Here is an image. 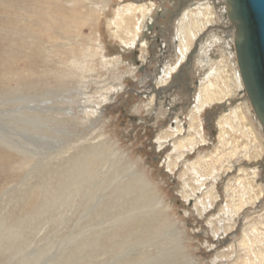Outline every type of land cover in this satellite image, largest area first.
<instances>
[{"label": "rangeland", "instance_id": "rangeland-1", "mask_svg": "<svg viewBox=\"0 0 264 264\" xmlns=\"http://www.w3.org/2000/svg\"><path fill=\"white\" fill-rule=\"evenodd\" d=\"M178 1H174L176 6ZM171 2L0 0V264H163L154 255L166 243L171 244L175 236L156 233L152 237L138 231L133 235L128 229L129 224H138L134 227L138 230L148 226L139 211L156 208V201H151L153 195L163 199L171 221L164 227L161 225L162 231H172L179 224L182 228L184 256L171 260L170 264H259L254 253L257 246L254 245L253 252L243 254L238 242L242 228L251 237L257 234L264 241V141L257 157L242 159V153L227 155L229 148H217L220 122L218 125L216 120L225 110L210 107L200 117L208 142L190 149H175L174 141L184 134L170 137L166 132H171L178 122L185 128L194 104L170 119L163 99L156 98L155 103L154 92L146 99L134 91L136 79L144 76L147 68L157 65L156 55L161 50L156 49L161 48L163 36H168V41L173 33L168 21L164 34L155 29L152 33H156L148 38L142 30L134 38L133 24L142 15L155 14L162 4L172 9ZM122 4L135 10L123 21L117 11ZM167 12L164 10L163 14ZM211 12L216 13L207 12V20ZM214 19L212 22L219 24ZM155 25L160 27L158 22ZM212 28L220 29L213 24L197 32L182 63L187 65L183 69L178 65L170 73L169 81L174 74H185L182 76L188 84L186 89L191 88L187 93L191 99L192 92L199 87L194 80L200 81L194 73L195 47ZM128 31L130 35H126ZM215 55L211 54V58L218 60L220 57ZM172 58H168L169 68L174 65ZM111 61L116 65L111 66ZM184 95L177 91L173 97L177 102ZM61 105L73 107L76 116L62 112ZM153 107H156L154 116L146 118ZM240 131L231 139L235 150H242L245 143ZM165 140L166 145L161 147L159 143ZM92 143L102 146L98 145L92 153ZM120 152L124 158L118 162L114 156ZM168 155L179 162L172 170L165 160ZM202 157L210 161L215 157L223 159L222 163L220 158L212 163V169L216 170H201L204 176L199 182L205 184L199 194L202 196L215 184L219 197V202L203 218L194 211V201L187 202L179 195L185 186L180 177L184 167ZM133 167L140 170L151 187L148 195L151 199L144 191L131 193L127 186L121 187L128 177H135L131 174L135 171ZM241 169L249 170V177L256 172L254 183L263 189L262 198L253 209L240 205V195L247 192L246 187L235 186L236 178L243 176ZM214 173L220 179L217 183L215 179V182L205 179L208 175L212 178ZM194 175L191 173L193 180ZM227 177L232 178L231 182ZM227 183H230L228 197L224 193ZM140 195L147 198L139 200ZM224 203L226 210L236 209L238 213L232 217L234 225L227 236L217 240L213 238L210 220L227 218ZM157 218L156 223L152 222L154 228H158ZM233 235L236 240L228 241ZM149 237L159 247L151 246L147 253L142 252L146 247L141 245L148 243Z\"/></svg>", "mask_w": 264, "mask_h": 264}, {"label": "bare ground", "instance_id": "bare-ground-1", "mask_svg": "<svg viewBox=\"0 0 264 264\" xmlns=\"http://www.w3.org/2000/svg\"><path fill=\"white\" fill-rule=\"evenodd\" d=\"M172 1L173 2H171V3H173V9L174 8L176 9V7H177L175 5L176 0H172ZM163 2H164V0H163ZM191 3L192 4L188 5L184 10L181 11V15L179 16V18L173 19L172 17H168L169 18L168 21L171 22V24H169L171 26V27L169 26V29H170L169 31L172 32L173 34L169 37L168 41L166 38L168 36H165V37L163 36L162 41H164V42H162L160 44L161 48L156 49L157 51L161 50V52H160L161 54L157 52L158 56L156 55V57H158L156 59L157 65L155 66V68H153L154 66L152 67L153 70H152V68L151 69L147 68V70L144 72L145 77H148V78H151L152 80H154L155 86L158 87V86H164V85L168 84L169 79L171 78L170 77L171 71L173 69L175 70V68L181 63L183 56L185 57V54H186L185 52L189 48V46L191 45L193 38L196 37L197 32H199V30L202 29L203 26L204 27L213 26V24L218 25L217 23L212 22L213 18H216V19H214V21L220 23L221 25H223V27H225V28L227 27V28L226 29H219V30H213V29L210 30V32H213V35L207 36L205 38V40L202 41V43L200 45L201 48L198 51L197 55H195L197 57V59L195 60V62H196L195 66L196 67H195L194 73H195V75L200 76L199 77L200 81L198 80L199 81V87L196 89L197 93L192 95L193 100L191 102V105L194 104V106L192 107V109L190 110L189 115H188L189 116L188 117L189 123H187V124L184 123L183 127H185V128H183L184 129L183 130L180 126L181 122L180 123L178 122L177 127L172 129L171 132H166V135L172 137L173 135L184 134L183 136H180V138H178L176 141H174L173 147L175 149H184V148L187 149V147H189L188 149H190V147H195L198 144L207 143L208 141H207V139L204 135V132L202 131V128H201L202 121L200 120V117H201L202 112L204 110H206V108L210 109V107L213 106L211 108V109H213L214 107L218 106V105L216 106V104H217V102L220 101L222 103L221 105L223 107H225V106H229V107L227 108V111L220 113L217 117L218 120H216L218 122V125L220 122V125H219L220 131L218 130L219 131V133H218L219 144H218L217 148H222V149H224V148L228 149L229 148V151H227V153H228L227 155H229V156H233L234 154L240 155V153H242L241 154L242 159H247L250 157H257V155L259 156L262 152L260 144H261V142L264 141V127L262 126L261 120L259 119L257 112L254 109V106L252 105L251 98L247 92V87H246V84L244 82V79L242 77V74H241V71L239 68L237 46L241 40L240 37H241V33H242L243 29H242L241 24L234 17V14L231 10L232 9L231 8L232 7L231 0H222L220 3H217L216 5H213L208 0H207V2H204V3H200L198 0H192ZM171 6H172V4H171ZM212 6L214 7V9ZM168 7L166 8V6H164L162 4L161 8L156 7L157 8V10L155 12L156 15L151 14L150 16H148V15L147 16H145V15L140 16V18H138L139 22L133 24V28H134V30L132 31V33L134 32L133 37L135 38L137 35V32L142 31V30L144 32L145 31L147 32V36H151L150 35L151 32L149 33L147 30H149V28L151 29V27L157 23V16L158 15L160 16V14L163 13L164 10L165 11L167 10L168 12L170 10H171V12L174 11L173 9L169 10ZM214 10L216 13L211 12L210 19L207 20V17L209 14L207 12L214 11ZM117 11H118L119 18L121 19V21H123L124 17L132 16L134 14L135 10H132V7L130 5H125V4L123 5L122 4V6L117 9ZM136 21H138V20H136ZM120 26H122V25H120ZM116 27H117V25H116ZM174 27H175V29H174ZM218 28H219V26H218ZM158 29H157V31H158ZM124 31H125V29H124ZM115 33H116V31H115ZM125 33H126V35H130V31L125 32ZM162 34H164V33H162ZM134 38H132V39H134ZM127 41L129 42V40H127ZM145 46H147V44H145ZM197 47H198V45H197ZM147 48H148V46H147ZM211 54H216L217 57H220V58L218 60H215L214 58H211ZM169 57H173L171 59L172 61H174V63H173L174 65H172V68H169V65H168L169 62H171L170 60H168ZM190 59H192V58H190ZM143 62H146V60L145 61L143 60ZM115 65H116V62L111 61V66H115ZM182 68H184V66ZM144 80L145 79H143L142 82L146 83ZM70 88H72V87H70ZM239 90H241L240 95L242 96V99L240 101H242V102L236 103V104H233L232 106H230L229 101H228L229 99H227V97L230 94H235L236 92L238 93ZM72 91H74V90H72ZM237 93H236V95H237ZM59 96L60 95H58L56 97H59ZM237 99H239V98L237 97ZM227 104H229V105H227ZM61 107H62V105H61ZM61 111L65 112L66 114L68 113L73 117L76 116V111L71 106L70 107H62ZM162 113H164V112H162ZM57 116H59V115H57ZM44 118H45V115H44ZM214 126H216V125H214ZM214 128H216V127H214ZM239 131L242 132V133H240V135L243 134V136H245V143L243 144L244 146H243L242 150L241 149L235 150V148L233 149L231 146L232 141H233V140L231 141V139H232V136L235 135L237 132L239 133ZM168 136H165V138H167ZM233 138H234V136H233ZM85 140L88 141L87 138H85ZM83 142L85 143V141H83ZM165 142H166V140L162 143H159L161 145V147L166 145ZM263 144H264V142H263ZM92 145H94V150H92V153L96 152L95 149H96V147H98V145L102 146L101 143H98L97 146H95V143H92V144H90V147H92ZM70 146H71V144H70ZM102 151H103V149H102ZM224 153H225V151H224ZM118 155L119 156L116 155L114 157H116L115 158L116 161L119 162L124 158V156L121 155V152L118 153ZM167 157L169 159H165V160H166L168 169L172 170V168L176 164H178L179 162L176 163L177 161H175V160L172 161V159H170L169 155ZM220 157H215L214 159L212 158L211 161L209 160V158L207 159L205 157H202L199 159L200 161L197 160L195 162H192L191 165L188 164L189 166L188 165H186L185 167L183 166L184 167V169L182 171L183 173L180 175V177H182L184 179L183 181L185 182V186L183 185V187H182L183 191H180L181 193L179 192L180 197L185 199L187 202L191 201L190 203H192V201H194L193 202V207L195 209L194 211L196 212L197 215H199V217H202V218L206 216V214L212 209V207L215 206V204H217V202H219L218 201L219 197L217 196L218 195V193L216 191L217 186L215 184L211 185L206 190L207 191L206 193H204V194L202 193L203 194L202 196L199 194L201 191V186L202 185L204 186V184H205V182H202V181L199 182V180L204 176L201 174V170L202 171L204 170L205 172L210 171V170H216V169H212V166H213L212 163L214 161L217 162L218 158H220ZM230 159H229V162H230L229 167H232L233 163H232V161H230ZM222 160L223 159L220 158L221 163H222ZM117 166H116V168H117ZM139 171H137L135 169V171L131 172V174H133V176H135V177H132V178L128 177V179H126V181L122 183L121 187L127 186L126 187L127 191L131 192V193H137L138 194L139 192H141L143 194V191H144V193L147 195V197L150 198V196H148V195H150L151 187L149 186V184L146 183V181L143 177V174L140 173ZM241 171H243L242 175L244 177L241 176L243 178H241V177L236 178L235 181H237V182H236L235 186L238 189H241V187L242 188L246 187L247 192H246V194L240 193L241 194L240 196H242V198L240 197L242 200L240 205L243 204V205H247L249 207L251 206L253 209L255 207V204L257 203V201L261 200V198H262L261 196L263 195V189L260 187L259 184L256 185L254 183L255 174H256V172H254V170H252V172H254V173L252 176H250L251 179L249 177V170L247 171V170L241 169ZM191 173L195 174L194 180L191 177ZM215 174L216 173H214L213 175H215ZM205 176H206V174H205ZM227 178H229V177H227ZM205 179L206 180L215 179L216 182L213 180V182H215V183H217L220 180L217 175L213 176L212 178H210V176L208 175V177L206 176ZM228 180L231 182L232 178H229ZM229 185H230V183H227L225 185L226 190L223 188L224 193L226 191L227 197H228V192H227L228 188L227 187ZM137 194L135 196H137ZM196 194H199L198 196H201V197H198V196L196 197ZM128 195L133 196V194H128ZM147 197L144 198L143 196L140 195L139 200L140 199L145 200ZM259 197H261V198L259 199ZM151 198H153L151 201L154 200V202L156 201V203H157V204H155L156 205L155 209H153L151 211H145V210L139 211L138 210L140 213L139 215L142 216V218H144V221H145V217H146V225L148 223V226L145 227L143 225V229L138 230V229L134 228L138 224L137 225L136 224H134V225L129 224L128 229L133 233V235L135 234L136 231L141 232V234H143L142 232H144V234L149 233L148 236H152L156 233H159V234L166 233V235H168L167 233H170V234L172 233L175 236V238L172 240V243L168 244L165 242L166 247H163L160 252H158L156 255H154V257L155 256L157 257V258L155 257L157 261L160 260V262L163 264H170L169 262H172L171 260L175 261V258L180 257V256H184L181 253V251L184 249L182 246V243H181V240L183 239L181 236L182 228L179 224V227L177 226V228H173L172 231H169V230L166 231V229H165V231H162L161 225H163V227H164L166 225V223L168 221H170V219L167 217L168 211L165 210L166 208H165V203H164L163 199L158 197V195H156V197L153 195ZM137 202H138V200H137ZM139 202H141V201H139ZM225 203H227V202H225ZM225 203L223 205L224 206L223 209L225 208V212L226 213L228 212L227 218L223 219V218L219 217V218L215 219V221L210 220L213 238L217 239V240L218 239L221 240L222 238H224V235H226V233L232 229V227L234 225L233 221L235 220V219L233 220L232 217L234 216V214L237 215V213H238L235 208L234 209L236 211L235 210L231 211L229 209L226 210L227 204H225ZM225 212H224V214H225ZM133 216H135V215H133ZM156 218L158 219L157 222H159L157 225L158 228L152 227V222L155 221V223H156V220H155ZM141 221H142V223H140V224L142 225L144 223V221H143V219ZM243 226H244V224H243ZM255 226H254V228H255ZM158 230H160V232ZM255 230H256V228H255ZM153 231H154V233H152ZM242 232H243L242 237L239 239L238 243H239V246L243 250V254L248 253L249 251L253 252V250H254L253 247L255 245L257 247H256V251L254 253H256V255H257L256 257L258 258V263L264 264V241L259 240L257 234H254V237H251L252 235L250 236V233L249 234L246 233L245 228H242ZM253 233H254V230H253ZM220 234H222L223 236L222 235L220 236ZM130 235L128 237H126V235H125V237L129 238ZM234 236L235 235H233L232 237H228L227 240L230 241L231 238H233ZM117 238H118V236H117ZM162 238L163 237H161L160 239L162 240ZM233 239H235V238H233ZM183 241H185V240H183ZM157 242H159V241H157ZM168 242H169V240H168ZM167 245H168V247H167ZM141 246L146 247V249L142 252L147 253V251L149 250V247L155 246V244L154 245L152 244L151 237H149L148 243H146V242L144 244L142 243ZM157 246L159 247V245H157ZM157 246H155V247H157ZM245 256L248 257L247 255H245ZM146 257L149 258L148 256H146ZM163 257H165V259H162ZM215 257H217V256H215ZM215 262H217V259L215 260ZM134 263H136V262H133V264Z\"/></svg>", "mask_w": 264, "mask_h": 264}, {"label": "water", "instance_id": "water-1", "mask_svg": "<svg viewBox=\"0 0 264 264\" xmlns=\"http://www.w3.org/2000/svg\"><path fill=\"white\" fill-rule=\"evenodd\" d=\"M231 5L243 29L237 46L239 68L264 127V0H231Z\"/></svg>", "mask_w": 264, "mask_h": 264}, {"label": "flooded vegetation", "instance_id": "flooded-vegetation-1", "mask_svg": "<svg viewBox=\"0 0 264 264\" xmlns=\"http://www.w3.org/2000/svg\"><path fill=\"white\" fill-rule=\"evenodd\" d=\"M162 1V0H160ZM192 1V0H191ZM190 0H179L178 1V6L176 7V9L172 8L174 11L171 12L169 15L170 17H179L180 14H181V7L184 6L186 3L187 4H192ZM209 2H211L213 5H216L217 3H220L222 0H208ZM204 2H207V0H203V1H200V3H204ZM165 16V17H164ZM167 16H168V12L166 13V15H164L163 13L160 14V16L158 15L157 16V22L160 23V27H158V25H154L151 27V29L149 28V31L150 32H153L155 29H156V32H157V29L158 31L161 29V33L163 32L164 28H165V25L167 24L168 20H167ZM162 26V27H161ZM217 27L219 26L220 29H226L225 27H223V25H221L220 23L218 25H216ZM213 30H215L214 28H212ZM218 30V29H216ZM156 32L154 33H150V35H153L155 34ZM144 33H146L147 35V32L145 31ZM213 35V32H208L206 33L205 35H203L202 37H205V36H212ZM201 37V38H202ZM149 38V36H148ZM206 38V37H205ZM187 65L184 63V66ZM183 67V65H180L179 64V67ZM181 67V68H182ZM183 69V68H182ZM146 71V70H145ZM174 74L173 78L168 82V84L164 85V86H155V82L154 80H152L151 78H148V77H145V76H141L140 78H138L136 81H137V85H136V89H134L135 93L137 96L139 97H143V98H148V96L154 92L155 94V103L157 102L156 101V98L158 99H163V103H164V106H165V110H167V115L168 117L170 118L171 115L175 114V113H180L181 111H184L186 109V107H188V105L190 106L191 104V101L193 99H190L189 95L187 94L188 91L191 89L189 88L188 90L186 88H188V84L185 80V77L182 76V75H185V74ZM197 76V75H195ZM200 77V76H198ZM188 79H190L189 77H187ZM143 80L145 79L144 81L145 82H148V83H144L142 84L141 82H139V80ZM199 80V79H198ZM198 80H194V82L197 84L199 83ZM142 84V85H141ZM147 84V85H146ZM177 86H179L181 89L177 88ZM181 92V93H186V95H184L183 97L179 98V100L176 102L177 98H174L173 95L177 92ZM240 92L241 90L238 91L237 95L236 93L235 94H232L231 96H228L227 99H229V104L230 106H232L233 104H236V103H240L242 101H240L242 99V96L240 95ZM141 93V95L139 94ZM146 93L147 97L142 95ZM197 93V91L195 92H192V95ZM235 95V96H234ZM237 97L239 99H237ZM193 98V97H192ZM232 98V99H231ZM181 102V103H180ZM220 103V104H219ZM222 103L219 101L217 102L216 106L220 109L222 108V110H225L227 111V108L229 106H225V107H222L221 105ZM227 104V105H229ZM182 107V108H181ZM213 107V106H212ZM211 107V108H212ZM156 110V107H153V109L151 110V114L149 116H146V118H152L154 116V112ZM181 110V111H180ZM180 111V112H178ZM152 116V117H151ZM171 119V118H170ZM215 120V119H214ZM215 122V121H214Z\"/></svg>", "mask_w": 264, "mask_h": 264}, {"label": "crops", "instance_id": "crops-1", "mask_svg": "<svg viewBox=\"0 0 264 264\" xmlns=\"http://www.w3.org/2000/svg\"><path fill=\"white\" fill-rule=\"evenodd\" d=\"M199 2L200 1H203V0H198ZM183 7V6H182ZM182 7H181V9H182ZM186 8V7H185ZM185 8H183V10L185 9ZM181 15V14H180ZM150 33V32H149ZM152 33V32H151ZM205 37H207V36H205ZM205 37H202V38H200V40H199V43L197 44L198 45V47H197V45H196V47H195V55H197V53H198V51L200 50V48H201V43H202V41L203 40H205ZM190 47V46H189ZM188 51L190 50V48H188L187 49ZM186 50V54L188 53V51ZM186 54H185V57L183 56V59H182V61H181V63H180V65L184 62V60L186 59ZM184 66V65H183Z\"/></svg>", "mask_w": 264, "mask_h": 264}]
</instances>
